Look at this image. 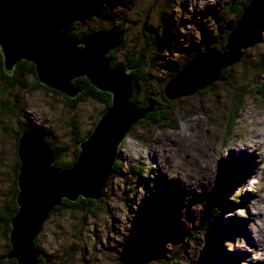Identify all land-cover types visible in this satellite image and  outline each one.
<instances>
[{"label":"rangeland","instance_id":"obj_1","mask_svg":"<svg viewBox=\"0 0 264 264\" xmlns=\"http://www.w3.org/2000/svg\"><path fill=\"white\" fill-rule=\"evenodd\" d=\"M113 1L120 7L107 9L99 18L80 16L78 21L124 30V42L114 55L117 61L138 54L151 42L152 37L145 40L140 34L143 29L148 32L145 25L156 29L153 38L162 51L159 59L148 53L156 59L152 92H158L160 105L166 107L169 125L130 129L117 149L115 162L122 171L109 176L101 202L85 224L68 211L45 221L36 238L42 264H226L197 229L216 197L224 203L213 230L227 264H264V76L254 84L259 73L244 68L241 60L223 69L248 92L228 137L225 125L232 100L227 86L217 84L213 92L204 88L174 100L164 101L159 95L169 69L191 51H205L200 33L214 38L217 29L231 27L238 17L230 7L247 0ZM122 15L131 24L122 22ZM189 45L187 52L184 47ZM263 54L264 36L261 43L243 50L242 57L252 61ZM1 92L0 83V103L7 100V105H0V216L15 201L19 129L34 130L54 147L66 149L59 158L66 162L79 147L71 135L72 120L79 137L87 138L104 111L102 104L89 100L70 108L61 96L35 87L34 80H28L26 90ZM15 102L22 109L20 121L4 111ZM146 166L151 171L142 174L147 176L145 186L130 171ZM155 221L161 230L156 247L148 243ZM4 229L0 221V264H7L2 258ZM190 233L194 240L186 243Z\"/></svg>","mask_w":264,"mask_h":264},{"label":"water","instance_id":"obj_2","mask_svg":"<svg viewBox=\"0 0 264 264\" xmlns=\"http://www.w3.org/2000/svg\"><path fill=\"white\" fill-rule=\"evenodd\" d=\"M264 0H250L220 50L193 56L163 88L168 100L190 96L211 86L222 69L238 63L243 50L262 42ZM120 46L113 31H95L73 38L66 29L40 30L17 0H0L2 71L11 75L19 62L33 65L40 86L74 99L80 92L73 81L85 78L99 92L110 95V106L68 169L54 166L55 156L42 135L24 130L17 140V194L10 220L7 260L39 264L33 242L48 215L67 200L97 201L111 175L117 148L130 129L150 112L131 102L132 76L128 66H111L107 57Z\"/></svg>","mask_w":264,"mask_h":264},{"label":"trees","instance_id":"obj_3","mask_svg":"<svg viewBox=\"0 0 264 264\" xmlns=\"http://www.w3.org/2000/svg\"><path fill=\"white\" fill-rule=\"evenodd\" d=\"M21 8L23 9L24 13L26 16H28L34 24L40 29V30H55V29H66L69 33V35L73 38H79L81 36L88 35L92 32L95 31H100V30H112L115 32L120 39V47L113 51L109 52L107 54V57L110 60L111 66H128L129 68V73L132 76V98L131 102L136 105L138 109L146 108L150 106L151 112L141 121L137 122L133 127L137 125H141L140 127L143 128H155V129H162L167 127L168 124V117H167V109L166 107H163L160 105V102L158 101L159 99L157 98L156 94L158 93H153L152 89L154 87V79L155 75L154 72L156 70V59L154 57L158 58L160 57L159 53H161V48H159V44H156V39L153 37L155 36V31L156 29L153 28L151 25L146 26V29L148 32H146L143 29V33H140L143 38H148L152 37L151 42L148 41L147 45L144 49H141L140 52L135 55L128 56L124 60H119L114 57L115 53L119 51V49L122 46V43L124 42L123 40V34L124 30H121L118 28V26H111L109 28H96L92 26L90 23L87 25H84L85 23H82L81 21H78V17L84 16V17H89L92 18H99L101 16L107 15V9L109 10H114L117 7H120L119 4L113 0H17ZM178 0H171V3L177 2ZM250 0H247V3L244 5H237L236 3L233 4V7L231 6L230 8V13L236 15V17L241 16L244 7L248 4ZM123 2V0H122ZM129 6L126 7L128 9ZM162 20V18H161ZM160 20V21H161ZM122 22H126L128 24H131L130 21H127L126 18L122 15ZM233 26L231 27H226L223 29H217L215 33L214 38H209L206 37L204 32H201V37L204 39L202 41L205 43L203 47H205V51L207 50H220L225 44V39L226 36L228 35L229 31L231 30ZM126 32V31H125ZM191 46L189 45L188 47H184L187 52H190ZM150 51V54L154 57L149 58L148 53ZM204 51L200 52H192L189 53V57L187 59H184L182 63H180L177 67H173L169 69L171 74L169 77H167L166 80L163 81L164 86L172 77H174L179 70L182 68L183 65L186 64L188 60H190L193 56L197 54H201ZM244 57V54H243ZM241 59V63L244 68H248L253 70L254 72H258L257 74L258 78L254 79V84H257V79H259L261 76H264V54L260 56L259 58H256L252 61H248L247 59L243 58ZM225 70V69H224ZM223 69L220 71L218 80L214 82L211 86L206 87L209 92H213L215 89V86L217 84L227 86L231 92V100H232V106H231V111L226 119V136L228 137L229 134L232 132L234 129L237 121L239 120V114L242 109V105L244 102V99L246 98L248 92L245 90L242 84H239L233 80V78H230L227 72H225ZM231 76V75H230ZM0 83L2 87V92L1 93H9L11 90L15 89H21V90H26L28 86V80H34L35 82V87H40L44 88L48 92H50L53 95H58L61 96L68 106L70 108L75 107L76 103L78 102H87L93 101L98 104H102L104 106V111L110 106V95L107 93L99 92L95 88H93L89 82L85 78H78L73 81V84L78 87L80 90L79 94L74 98V99H69L63 96L62 94H59L53 90L47 89L43 86H40L37 82L35 73H34V67L32 64L28 62H19L16 65L15 70L11 75H5L2 71V57L0 55ZM140 94L142 96H140ZM161 100L165 101V97L163 95V92L160 91L159 93ZM1 106L7 105V100L4 102L0 103ZM14 108V109H10ZM5 109V108H4ZM10 117H13L20 121V112H22V109H20L17 105V102L13 104V107H6L4 110ZM103 111V112H104ZM101 113V115L103 114ZM169 114V113H168ZM100 118V117H99ZM132 127V128H133ZM131 128V129H132ZM32 129V128H31ZM71 135L73 140L79 145L83 140L86 139L85 136H80L79 137V131H77V125L72 120L71 123ZM26 130L25 127L19 129V131L16 133V141L19 138V135L22 131ZM43 137V136H42ZM44 140L46 141L45 137H43ZM49 146L51 147L54 156H55V161H54V166L56 168L60 169H68L72 166L74 163L78 153H79V148L75 147L74 151L71 153V160L66 161V162H61L59 160L61 153L64 151H67L66 149L62 148H56L54 147L50 142L46 141ZM64 150V151H62ZM18 164V165H17ZM19 163L18 159L16 161V166L14 168V182L16 183V175H17V169H18ZM122 171L121 165L117 164L114 162L111 168V175L113 173L115 174H120ZM151 171L150 166H146L143 168L139 167H132L130 171V175H134L138 177V180L143 179L144 184L146 186V178L143 177V173H149ZM110 179V177H109ZM136 179V178H134ZM146 179V180H145ZM139 183V182H138ZM14 195L16 196L17 194V188L16 186L14 187ZM104 194V191L102 192ZM102 194V195H103ZM13 195V197H14ZM212 201V199H211ZM101 202V198L98 199L97 201H91V200H83V199H78L77 201L71 203L67 200H62V203L59 207L55 208L47 217H49L57 212L60 211H68L70 213L76 214L78 217V221L82 223H86L87 218L92 216L94 214V209L95 205L97 203ZM224 201L222 202L219 200L217 197L209 206L203 217L202 220L200 221V224L197 225V229L199 231H202V236L204 237V240L206 241L207 245H210L212 249H216V252L219 253L226 264L228 263L226 257L223 255L219 245H218V236L216 235L217 232L213 230V225L214 219L215 222L219 219L215 215H221L222 211L220 210L219 206L222 207ZM17 210L15 201H11L10 204L5 208L3 211L2 215L0 216V221L5 227V233H4V238L6 239V252L2 255V258L6 260V256L8 255V252L10 250V244L8 242V234L10 231V220L11 218L15 215ZM221 211V212H220ZM160 225L157 221H155V227L152 230V232L149 234V245L151 246H158L159 242L157 239L159 232H160ZM199 231L194 233H198ZM193 233V232H192ZM216 233V234H215ZM200 234V233H199ZM194 234L186 236L185 240L186 243H189L190 241L194 240ZM37 238V236H36ZM36 238L34 239L33 242V247L37 253V259L39 264H42L41 258H40V253L41 250L38 248L36 244ZM185 245V244H184ZM156 260V259H154ZM160 260V259H158ZM7 264H16L14 260H6ZM212 264V263H208Z\"/></svg>","mask_w":264,"mask_h":264},{"label":"bare ground","instance_id":"obj_4","mask_svg":"<svg viewBox=\"0 0 264 264\" xmlns=\"http://www.w3.org/2000/svg\"><path fill=\"white\" fill-rule=\"evenodd\" d=\"M235 23H236V22H235ZM235 23H234V24H235ZM234 24H233V25H234ZM233 25H231V26H233ZM0 79H1V78H0ZM9 118H10V117H9ZM182 136H183V135H182ZM181 138H182V137H181ZM182 139H183V138H182ZM186 139H187V137H186ZM179 147H180V145H179ZM117 149H118V148H117ZM116 155H117V154H116ZM17 165H18V164H17ZM251 177H252V176H251ZM250 179H251V178H250ZM243 181H244V180H243ZM242 183H243V182H242ZM240 185H241V184H240ZM12 202H13V201H12Z\"/></svg>","mask_w":264,"mask_h":264},{"label":"clouds","instance_id":"obj_5","mask_svg":"<svg viewBox=\"0 0 264 264\" xmlns=\"http://www.w3.org/2000/svg\"><path fill=\"white\" fill-rule=\"evenodd\" d=\"M231 250V249H230Z\"/></svg>","mask_w":264,"mask_h":264}]
</instances>
